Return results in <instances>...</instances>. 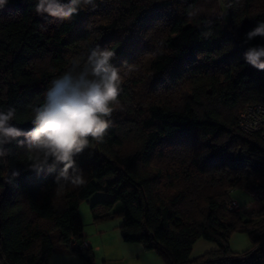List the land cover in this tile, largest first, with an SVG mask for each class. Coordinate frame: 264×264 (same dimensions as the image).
Wrapping results in <instances>:
<instances>
[{"label":"trees","instance_id":"trees-1","mask_svg":"<svg viewBox=\"0 0 264 264\" xmlns=\"http://www.w3.org/2000/svg\"><path fill=\"white\" fill-rule=\"evenodd\" d=\"M36 2L0 9V111L15 108L12 123L30 129L29 105L96 45L114 51L122 91L103 142L90 139L77 158L83 186L59 188L54 174L29 170L16 142L7 145L0 264H48L54 252L96 264L91 247L73 243L84 240L80 205L98 192L111 198L91 204L93 221L124 217L123 240L166 264H264V138L238 123L246 106L264 104V71L243 58L264 45L244 43L264 22V0H95L65 22L36 14ZM12 170L20 174L6 183ZM233 189L263 208L245 218L230 208ZM236 231L249 233L250 249H231ZM200 238L218 248L191 258Z\"/></svg>","mask_w":264,"mask_h":264},{"label":"clouds","instance_id":"clouds-1","mask_svg":"<svg viewBox=\"0 0 264 264\" xmlns=\"http://www.w3.org/2000/svg\"><path fill=\"white\" fill-rule=\"evenodd\" d=\"M8 0H0V9ZM95 0H37L35 12L65 22L72 20ZM190 11L189 17L196 15ZM91 27V26H90ZM264 37V22L248 31L244 43ZM113 50L90 47L80 58L50 81L40 103L29 105L31 128L23 130L12 123L16 109L0 111V158L10 154L7 145L16 142L25 150L29 170L54 174V183L63 189L86 184L77 158L90 147V139L101 143L111 126L114 106L122 91L120 70L111 63ZM247 64L264 71V45L249 47L243 56ZM89 156L92 153L89 151ZM12 170L5 179L12 183L19 176Z\"/></svg>","mask_w":264,"mask_h":264},{"label":"crops","instance_id":"crops-1","mask_svg":"<svg viewBox=\"0 0 264 264\" xmlns=\"http://www.w3.org/2000/svg\"><path fill=\"white\" fill-rule=\"evenodd\" d=\"M231 198L246 206L245 218L250 213L260 211L263 208L261 201L252 194L242 189H233ZM110 194L98 192L92 195L88 201L90 204L98 199H109ZM84 222L83 239L86 240L95 253L96 264H166L163 257L153 250H146L140 243L124 241L121 235V226L125 219L117 216L105 221L94 222L91 216L85 219L80 212ZM230 247L234 252H244L252 247L250 235L246 231H236L230 238ZM218 245L204 238L198 239L191 253V258L199 257L209 251L215 250ZM48 264H84L78 255L54 252Z\"/></svg>","mask_w":264,"mask_h":264},{"label":"built area","instance_id":"built-area-1","mask_svg":"<svg viewBox=\"0 0 264 264\" xmlns=\"http://www.w3.org/2000/svg\"><path fill=\"white\" fill-rule=\"evenodd\" d=\"M239 127L247 134H260L264 138V104H249L242 110L239 116ZM230 208L237 211L241 215L246 213V206L239 203L236 199H232ZM264 247V240L261 242ZM73 246L79 249L89 248L90 245L86 240L81 242L74 241Z\"/></svg>","mask_w":264,"mask_h":264},{"label":"rangeland","instance_id":"rangeland-1","mask_svg":"<svg viewBox=\"0 0 264 264\" xmlns=\"http://www.w3.org/2000/svg\"><path fill=\"white\" fill-rule=\"evenodd\" d=\"M80 212L82 213V215L84 216V219L86 217V215L91 216V204L89 203L88 200L82 202V204L80 205Z\"/></svg>","mask_w":264,"mask_h":264}]
</instances>
